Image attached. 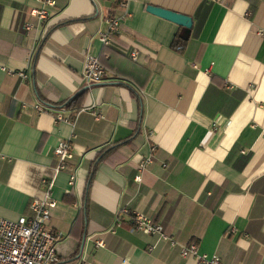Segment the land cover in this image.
<instances>
[{
    "label": "crops",
    "instance_id": "obj_1",
    "mask_svg": "<svg viewBox=\"0 0 264 264\" xmlns=\"http://www.w3.org/2000/svg\"><path fill=\"white\" fill-rule=\"evenodd\" d=\"M50 1L0 0V217L29 218L50 196L58 264H198L180 255L190 243L222 264H264V0H128L109 46L123 0ZM87 55L106 69L99 83L83 77ZM134 213L173 243L134 231Z\"/></svg>",
    "mask_w": 264,
    "mask_h": 264
},
{
    "label": "built area",
    "instance_id": "obj_2",
    "mask_svg": "<svg viewBox=\"0 0 264 264\" xmlns=\"http://www.w3.org/2000/svg\"><path fill=\"white\" fill-rule=\"evenodd\" d=\"M44 5L54 6V2L50 0H37ZM128 0H123L121 7L123 14L113 16L107 19V30L101 35L100 41L104 46L112 44L113 39L119 34L123 20L129 15L126 10ZM32 15L40 19H46L48 11L45 9L33 10ZM32 28L31 24H25L24 29ZM131 61L137 62L139 53L132 50L128 53ZM6 69L0 65V71ZM9 74H12L9 72ZM22 78H26L25 74H19ZM106 75V69L96 55H87L84 65L83 77L89 83H99ZM26 107V105H24ZM35 109L39 112H45L47 109L42 105H36ZM96 120H100L103 116L99 113L94 114ZM57 122L74 123V119L70 117H56ZM75 138V135L73 136ZM55 156L60 162V169L65 168L67 160L73 158V144L70 140L60 141L55 151ZM149 161H140L138 168L142 169ZM136 180L139 177L135 178ZM50 195V194H49ZM56 208V202L48 196L44 200H35L30 206L31 217H20L16 221L8 220L0 217V264H58L60 262L56 243L61 239V234H57L48 229V222L51 219L52 210ZM123 213L125 210L122 211ZM131 226L134 231L145 233L148 235H158L163 240L169 238L163 234L161 224L155 222L144 214L134 213L131 217ZM234 229H232V232ZM172 243L173 241L169 239ZM104 243L102 240L97 241L96 247L102 248ZM181 257H191L198 264H222L217 256L208 257L200 254L196 244L190 243L181 249ZM82 264H100L97 262L83 261Z\"/></svg>",
    "mask_w": 264,
    "mask_h": 264
},
{
    "label": "water",
    "instance_id": "obj_3",
    "mask_svg": "<svg viewBox=\"0 0 264 264\" xmlns=\"http://www.w3.org/2000/svg\"><path fill=\"white\" fill-rule=\"evenodd\" d=\"M147 12L160 17L162 19H165L167 21H170L176 25H179L180 27L190 30L192 26V19L190 17L177 14L168 10H164L161 8L153 7V6H147L146 8ZM182 39H187L185 37H182Z\"/></svg>",
    "mask_w": 264,
    "mask_h": 264
},
{
    "label": "trees",
    "instance_id": "obj_4",
    "mask_svg": "<svg viewBox=\"0 0 264 264\" xmlns=\"http://www.w3.org/2000/svg\"><path fill=\"white\" fill-rule=\"evenodd\" d=\"M184 43H185V39H182V38L178 39L177 37H175V39L172 42L171 47L177 51H180L182 46L184 45ZM85 94H86L85 90L80 92L77 96L74 97V99L72 101L73 102H80L83 99V97L85 96ZM69 105H71V102L63 104L62 107L67 108V107H69ZM79 106H80V104H79Z\"/></svg>",
    "mask_w": 264,
    "mask_h": 264
}]
</instances>
